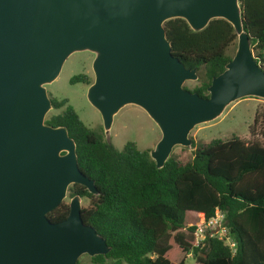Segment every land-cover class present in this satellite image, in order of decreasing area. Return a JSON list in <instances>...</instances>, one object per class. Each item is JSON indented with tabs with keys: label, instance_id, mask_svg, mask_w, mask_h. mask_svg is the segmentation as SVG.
I'll return each instance as SVG.
<instances>
[{
	"label": "water",
	"instance_id": "obj_1",
	"mask_svg": "<svg viewBox=\"0 0 264 264\" xmlns=\"http://www.w3.org/2000/svg\"><path fill=\"white\" fill-rule=\"evenodd\" d=\"M184 19L202 30L228 21L236 47L212 78L207 97L184 87L198 79L171 52L164 22ZM94 54L87 99L101 115L106 142L113 116L133 104L161 137L149 152L162 168L173 147L191 146L190 131L215 120L230 103L264 99V70L253 56L238 0H0V264H77L110 246L82 218L81 196L68 215L47 214L94 181L79 169L76 143L63 126L45 123L53 107L45 85L75 52Z\"/></svg>",
	"mask_w": 264,
	"mask_h": 264
},
{
	"label": "trees",
	"instance_id": "obj_2",
	"mask_svg": "<svg viewBox=\"0 0 264 264\" xmlns=\"http://www.w3.org/2000/svg\"><path fill=\"white\" fill-rule=\"evenodd\" d=\"M238 1L253 56L264 70V0ZM164 29L172 54L197 70L198 84L189 90L207 97L212 78L233 55L228 53L237 39L232 25L216 18L194 31L184 19L173 18L164 22ZM70 82L89 84V77L77 74ZM51 100L53 108L63 109L45 123L67 130L76 143L79 169L98 190L94 195L83 185L68 188L69 197L86 198L82 218L110 246L105 255L91 257L93 262L186 264L180 256L191 253L194 264H264V146L237 136L192 142L190 160L170 156L157 168L149 152L134 142L121 150L106 142L81 121L67 99ZM257 124L264 127V103L255 112L251 133ZM68 212L62 201L47 216L59 221ZM217 212L224 216L233 247L217 233L197 241V228Z\"/></svg>",
	"mask_w": 264,
	"mask_h": 264
},
{
	"label": "rangeland",
	"instance_id": "obj_3",
	"mask_svg": "<svg viewBox=\"0 0 264 264\" xmlns=\"http://www.w3.org/2000/svg\"><path fill=\"white\" fill-rule=\"evenodd\" d=\"M235 46L228 49V53H234ZM233 51V52H232ZM94 54L89 51H81L72 53L63 63L57 78L45 85L47 94L50 98L67 99L68 104L78 114L81 121L89 128L100 132L106 141L103 130V123L100 113L94 108L87 99V89L89 84L93 82L94 76L91 68V62ZM77 74H86L89 77V84L85 82L71 83L70 78ZM198 84V80L186 81L184 86L192 89ZM264 103V99L257 97H245L236 100L227 105L220 116L215 120L199 124L195 126L189 133V138L193 145L198 143L207 144L214 139L227 140L233 136H237L248 142H256L264 146V127L259 124L254 126L253 133L251 127L253 125L254 116L257 108ZM63 108H51L45 115V120L50 116L61 112ZM161 137V132L155 122L140 107L129 104L122 107L114 116L112 125L109 130V143L115 148L121 150L124 145L132 141L139 150L150 152ZM194 146H175L170 154L171 157L186 161L192 158ZM69 192L63 200L69 203ZM88 201L81 198V206H86ZM218 213V223L214 227V233L219 237H225L226 229L224 219ZM218 227V228H216ZM228 237L224 239L227 243ZM186 264H194L195 260L191 253L181 255ZM79 264H114L110 260L104 263H95L87 254H83L78 259ZM126 264V263H121Z\"/></svg>",
	"mask_w": 264,
	"mask_h": 264
},
{
	"label": "built area",
	"instance_id": "obj_4",
	"mask_svg": "<svg viewBox=\"0 0 264 264\" xmlns=\"http://www.w3.org/2000/svg\"><path fill=\"white\" fill-rule=\"evenodd\" d=\"M218 213L219 212H217L216 216L213 217V218H211V219H209L204 225H201V226H199L197 228V230H196L197 241H199L200 239H202L203 236L205 234H207V233L209 235L215 234L213 229L216 226V224L218 223ZM221 216H222L221 218L224 217L223 214H221ZM216 228H218V227H216ZM227 244H229L230 247H233L234 246V243L231 242L230 239H228Z\"/></svg>",
	"mask_w": 264,
	"mask_h": 264
}]
</instances>
